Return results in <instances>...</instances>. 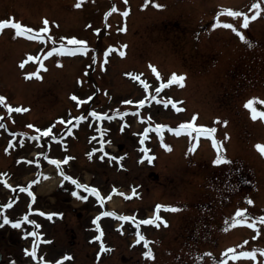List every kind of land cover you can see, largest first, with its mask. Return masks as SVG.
<instances>
[{"label": "rangeland", "instance_id": "obj_1", "mask_svg": "<svg viewBox=\"0 0 264 264\" xmlns=\"http://www.w3.org/2000/svg\"><path fill=\"white\" fill-rule=\"evenodd\" d=\"M255 2L127 0L125 3V0H83L81 3V0H0V20L15 18L17 22L37 31L44 27L45 18L49 20V32L43 33V41L19 38L11 27L0 32V95L7 98L5 103H0V123H6L14 131L31 130L28 125H34L31 128L37 134L28 135H41L37 129L61 124L67 116L65 114L70 112L74 116L76 112L71 111H82L85 109L83 106H87L89 111L117 113L122 119L120 121L130 122L128 126H133L135 131L137 124L127 117V112L136 110L151 125L164 124L173 128L182 123L194 122L197 126L215 128L214 135L222 142L220 147L227 158L225 162L215 164L219 153L211 136L184 130L178 139L160 137L164 142L156 144L155 158L158 161H155V165L153 163L152 169L134 166L131 159L126 163L128 172L125 175L111 177L110 181L107 180L109 185L103 180L105 191L113 186L114 181L119 187H140L142 201L126 204L125 210L112 207L120 213L134 212L132 208L137 206L141 207L139 217H145L151 214L152 204L153 207L167 204L179 209L178 216L181 219L174 216L170 229L160 232L139 231L157 242H163L154 250L155 260H146V249L134 247L129 242L131 239L107 229L108 245H114L115 252L104 256L100 262L93 261L96 252L93 238L96 234L91 227L93 210L90 205L79 209L80 217L74 214L69 216L71 222L68 224L67 221L59 226L56 223L54 233L57 238L53 246L45 249V257L53 260L70 251L75 254L76 262L67 264H192L185 258L188 246L184 245L181 236L185 230L183 238H189L188 229L192 228L193 223H198V212L201 210L205 214V201L211 202V214L215 215L213 221L217 223L224 221L223 215L226 216L236 204L247 209L248 214L264 216V153L256 147L264 144V118L253 119L251 110L245 107L249 100L244 101L250 95H255V91L258 95L262 90L264 97V13L250 20L246 29L243 28V17H230L226 13L220 16L222 22L236 24L254 42L252 47L232 29L212 27L222 8H232L252 16L255 14L252 8ZM146 3L147 8L144 7ZM155 3L164 7L157 8ZM77 4L81 6L77 7ZM114 6L119 11L106 15ZM124 11H129L127 17L123 16ZM71 37L88 41L87 54L83 56V52L76 51L75 55L66 58L60 51L52 52V47L59 49L58 44H68L65 38ZM120 51L126 54L121 56ZM240 53L249 55L246 65H254L259 69V78L252 83L250 76L245 78L241 75L245 69L241 66ZM146 62L156 66L163 80L170 79L172 73L186 74L182 87L173 83L172 89L166 91L167 97L173 98L168 110L175 108V112L162 111L160 107L147 111L134 105V86L122 73L131 72L129 70L145 72ZM41 63L47 70L40 67ZM29 73H39V76L29 78ZM134 94L136 99L141 97L139 89H134ZM74 95L80 98L79 102L73 99ZM129 100L131 104L125 103ZM172 101L178 103L174 106ZM16 103H21L16 107L23 104L33 107L32 112L18 115V112L12 111L10 116L5 104L14 107L12 104ZM112 127L115 129L117 126ZM85 128L84 124L76 125L69 139L70 144L71 139L75 140L76 152L80 155L83 151L81 139L86 136ZM54 129L57 130L56 127ZM3 137L5 131H0V165L7 161L12 163L14 157V153L9 158L5 155ZM121 138H116V141L120 143ZM164 143L170 145L171 150L166 149ZM190 148L196 149L189 151ZM69 149L70 145L61 156H71V160L77 162L78 158L71 155ZM46 152L54 154L45 149ZM7 168H11L17 176L20 174L14 164ZM240 177H243L241 182L238 181ZM57 199L64 200V197L58 195ZM248 199L253 203L249 204ZM58 204L64 206L65 203ZM183 209L186 211L183 212ZM16 213L0 212V222L5 215L13 220L20 219V212ZM104 221L110 224L108 227L113 223L111 219ZM74 226L76 234L71 237L69 229ZM25 227L24 232L19 230L21 227L11 224L0 227L2 264H33L23 255L28 244L22 238V233L30 231L29 227ZM259 227V232L248 225L207 231L201 225L195 235H199L201 248L207 247V255L200 253L199 260L204 258L208 264L212 259L216 261L212 263L217 264L227 253L228 264H264V253L261 252L257 253L255 259L239 260L231 259L232 255L228 253L230 248L236 249L237 253L264 249V225ZM70 245L72 248L68 249Z\"/></svg>", "mask_w": 264, "mask_h": 264}, {"label": "snow or ice", "instance_id": "obj_2", "mask_svg": "<svg viewBox=\"0 0 264 264\" xmlns=\"http://www.w3.org/2000/svg\"><path fill=\"white\" fill-rule=\"evenodd\" d=\"M83 2V0H81V3ZM151 2V0H150ZM125 3H127V0H125ZM77 7H80L81 4H77ZM145 8L148 7V4L146 3L144 5ZM155 7L157 8H162L164 7V5L160 4V3H155ZM252 8L255 10V14L252 16H249L246 12L243 11H239V10H235L232 8H227L224 9L222 8L220 10V12L217 14L215 23L212 25L213 28L215 27H227L232 29L233 31L237 32V34L240 36L241 40H243L249 47L254 46V42L251 41L250 39L247 38V36L244 34L243 31H240V29L237 27L236 24L233 23H224L221 21L220 16L224 15L225 13L230 16V17H236V18H240L243 17V28H248L249 26V22L250 20H255L258 16H260L262 13H264V0H256V2L252 5ZM115 11H119V9L117 7H113L112 10L107 13L106 15L110 16L112 14V12ZM129 15V11H124L123 12V16L127 17ZM43 25L44 27H41L39 29V31H37L35 28L29 27L25 24H23L22 22H17L15 20V18L12 19H3L0 20V32H2L5 28L11 27L15 30V35L18 37H28L30 39H37V40H41L43 41L45 39L43 33L49 32V20L47 18H45L43 20ZM126 30V29H125ZM97 31H99V29H97ZM68 40V45H72L75 46L74 48H68L65 45L61 44L60 48L57 49L55 47H53L52 52H56V51H60L62 54L63 53H68L71 55H75L76 51H80L83 52L85 54H87L88 52V41L84 40V39H78L76 37H71L69 38H65ZM124 48H127V45L123 46ZM109 51H111V49H109ZM126 53L124 51H120V55L124 56ZM49 55H51V53H49ZM30 59H36V57H30ZM105 63H107V54H105ZM23 67V64L21 65ZM41 68H44L45 70H47L45 68V65L43 63L40 64ZM150 67L152 68V71L156 74L157 77H161V73L159 72V70L156 68L155 65H150ZM39 76V73H29L28 76L29 78H31V76ZM127 75H132L131 73L127 74ZM42 79V77H40ZM136 79H140L139 76L136 77ZM186 80V74H177V73H172L170 79H168L167 84H164L163 82L161 83V86L159 89H157V95L159 94V92L173 84V83H177L179 84L181 87L184 85V81ZM144 83V87L148 88L149 85L146 81L143 82ZM73 99L79 100V97H76L75 95L73 96ZM7 100L6 97L0 95V103H5ZM259 100V98L253 97L252 99H250L245 107L251 110L252 113V117L253 119H256L258 117L264 118V109H258L257 107H255L256 102ZM81 103H83V101H81ZM125 103H129L131 104L132 101H125ZM145 103V100H140L139 104L141 106H143ZM168 102L166 101L165 104H167ZM173 105L175 106L178 102L177 101H172ZM259 103L264 105V100H259ZM5 106L9 109V111H16V112H25L28 111L27 108L24 107H17L15 109L12 108L11 104H5ZM179 110V109H177ZM91 116L95 117L99 120H104L106 114L100 113L98 111L93 110L91 112ZM86 117L84 115H80L78 117H73V119L76 120H84ZM109 119H111L112 117H108ZM195 120V117L193 118ZM61 120H64V118H61ZM71 121H67V123H70ZM225 124L227 123L226 121L224 122ZM0 127H5V125H3L2 123H0ZM28 127H35L34 125H28ZM169 127L167 125L164 124H160L157 127V131L159 132L160 130ZM173 132H175L177 135L181 134V130H193L195 132L201 133V134H205L208 136H211L213 143L217 146V150H218V156L215 160V164L219 165L223 162H225L227 160L226 156L223 154V151L221 149V144L222 142L217 140L215 137V132L216 129L212 128V127H207V126H197L194 122H187V123H182L179 125V128H172L171 129ZM37 131H40L39 129H37ZM52 132V128L49 127L47 130L43 131V135L44 136H49V134ZM189 134H191V132H189ZM145 135H147V133H145ZM35 138V137H33ZM198 139V137H197ZM163 142V141H162ZM141 143H143V140L141 141ZM163 146L168 149L171 150L170 145H168L167 143H164ZM258 148V150L261 153H264V144H258L256 146ZM194 149H189V151H193ZM145 152H150V149L145 148L144 149ZM107 154V153H105ZM101 159H104V156L100 157ZM149 160H154L155 157L154 156H149L147 157ZM72 157L68 156L66 159L64 160H60V159H51L50 162L54 165H56L57 167H60L62 164H66L69 160H71ZM122 159V158H121ZM143 162V161H142ZM229 164H231V161H227ZM29 163H31V161H29ZM43 174V173H42ZM61 175L65 177V179L69 180L72 182V184H74L77 188H83L86 189L88 191H90L99 201L101 204H103L105 202L106 199H111V196H107L105 197L104 195H102L101 191L99 188L97 187H89L87 184H83L81 183V181L77 178H74L71 175H68L66 172L63 171V169H61ZM5 184H7L8 187H12L11 184H8L7 180L4 181ZM32 183H36V181H33ZM24 192H27L31 197H32V201L35 202V193L31 190V185H29L28 187H24L21 189ZM135 193V190H133ZM75 195H77L78 197H80L81 199H86V197H82L80 196L79 192L74 193ZM121 195H125L123 193H121ZM249 204H252L253 201L251 199H248L247 201ZM9 207L11 206L10 204L8 205ZM170 210V211H178V208H175L171 205H163V204H158L156 206L155 209V216L154 217H149L146 219H143L142 221H140V224H144V225H156L157 227L160 226L159 222L163 219L160 215L161 210ZM40 211V210H37ZM41 215H45L48 217H51L53 215H63L62 213H44V212H40ZM103 216H118V213L114 212V211H105L102 213ZM125 221H129V220H134L135 218L132 216H128V215H124L122 217H119ZM99 220L100 218L97 217V227L99 230V237H97V239H100L101 241V248L103 252L106 251H111L112 249H110L106 244H104L103 242V236H104V230L103 228H101L99 226ZM24 222H29L31 224H33L36 227H40L39 225H37V222L35 220H29V217L27 215H25L23 217V220H13L10 219L7 215H5L3 217L2 222H0V227L3 226V224H11L13 227H21L22 224ZM165 225H167V220L163 221ZM140 224H137V227L139 228ZM232 224L233 226L235 225H248L249 227L256 229L257 232L260 231V225H264V216H253L251 214H248L247 209L241 208L240 210H238L235 214V217L232 220ZM33 237H36L38 241L40 242H47V241H42V237L40 235L39 232L37 231H32L30 233ZM143 242L144 247L146 248V251L144 252V257L146 260L151 259V260H155V253L151 247L152 244L155 243V241L149 239L144 233L142 232H137V240L136 243L139 244ZM245 243H247V241H245ZM261 252L264 253V249H254L251 251H240L239 253L236 252V249L234 248H230L228 249V253H232V257L231 259L233 260H239L241 258H252L255 259L257 256V253ZM25 254L26 255H30L35 259H39L38 257V248L36 247V245H33V248L31 251H29L28 249H25ZM102 254V253H101ZM209 255H211V253H209ZM227 255V253L225 254ZM72 256L71 254H65L61 259L55 261V264H64V261L66 260H71ZM202 259V258H201ZM13 264H15V262H13ZM43 264H53L52 261H47L45 260L43 262ZM217 264H228L227 259L224 260H219L217 261Z\"/></svg>", "mask_w": 264, "mask_h": 264}, {"label": "bare ground", "instance_id": "obj_3", "mask_svg": "<svg viewBox=\"0 0 264 264\" xmlns=\"http://www.w3.org/2000/svg\"><path fill=\"white\" fill-rule=\"evenodd\" d=\"M52 182H53V180H51V182H46L44 185H48V183H49V184H52ZM115 202H116V201H115ZM115 202H114V203H115Z\"/></svg>", "mask_w": 264, "mask_h": 264}]
</instances>
